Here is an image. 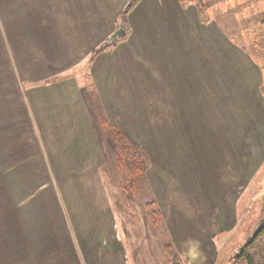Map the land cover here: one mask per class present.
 <instances>
[{
  "label": "crops",
  "instance_id": "1",
  "mask_svg": "<svg viewBox=\"0 0 264 264\" xmlns=\"http://www.w3.org/2000/svg\"><path fill=\"white\" fill-rule=\"evenodd\" d=\"M128 2L0 0V264L115 262L107 213L81 190L44 186L48 173L33 170L34 114L39 145L47 146L49 126H63L67 116L86 126L77 88L62 83L43 94L72 107L54 122L45 118L50 108L35 111L33 89L87 61ZM127 21L130 34L89 68L102 107L121 116L120 126H160L155 138L168 135L170 143L177 133L175 147L185 126L199 134L202 126H264L254 64L213 25H202L191 6L141 0Z\"/></svg>",
  "mask_w": 264,
  "mask_h": 264
},
{
  "label": "rangeland",
  "instance_id": "2",
  "mask_svg": "<svg viewBox=\"0 0 264 264\" xmlns=\"http://www.w3.org/2000/svg\"><path fill=\"white\" fill-rule=\"evenodd\" d=\"M202 2L203 11L188 6L202 25H213L226 44L252 61L264 106V0ZM127 19L126 27L120 19L115 26L124 32L129 29L127 35L91 58L104 41L78 67L34 83V109L50 108L52 113L45 118L52 122L72 107L63 99L48 101L43 94L51 95L62 83L75 84L86 126H76L81 123L77 114L67 116L61 121L63 126H49L47 146L39 145L34 114L33 170L48 173L44 186L63 187L65 192L81 190L86 202L98 204L107 213L113 264H167L162 252L167 241L180 264H230L264 219V126H202L203 134L196 126H185L188 132L181 147H175L177 133L170 143L168 135L155 138L160 126H120L121 116L102 107L89 68L97 55L130 34ZM225 55L229 58V52ZM171 127L166 126L167 130ZM116 131L148 156L134 188L121 189ZM216 153L220 155L214 158ZM151 201L155 203L152 210L161 216L156 226L148 214ZM106 244L108 248V240Z\"/></svg>",
  "mask_w": 264,
  "mask_h": 264
},
{
  "label": "trees",
  "instance_id": "3",
  "mask_svg": "<svg viewBox=\"0 0 264 264\" xmlns=\"http://www.w3.org/2000/svg\"><path fill=\"white\" fill-rule=\"evenodd\" d=\"M141 0H129L126 4L119 18L122 23V27H126V19L128 14L138 5ZM177 2L182 7L188 5L194 6L198 11H203L202 0H177ZM129 29L125 30V35L128 34ZM108 48L105 43L99 46L91 55V58L97 53ZM115 141L118 149V156L116 159L117 168L122 181V188L125 187L134 188L137 177L143 174L148 163V156L146 151L133 144L129 139L120 133L115 132ZM155 203L147 204L148 214L152 217V223L156 226L160 220V214L158 211L152 210ZM158 223V224H157ZM162 252L167 261V264H180V258L174 254L172 247L169 245L168 241L164 242L162 245ZM230 264H264V219L260 222L256 231L250 236L245 244L240 248V250L234 255L230 260Z\"/></svg>",
  "mask_w": 264,
  "mask_h": 264
},
{
  "label": "water",
  "instance_id": "4",
  "mask_svg": "<svg viewBox=\"0 0 264 264\" xmlns=\"http://www.w3.org/2000/svg\"><path fill=\"white\" fill-rule=\"evenodd\" d=\"M125 34L122 28H118L111 36L106 40L105 44L111 45L112 43L118 41L120 37Z\"/></svg>",
  "mask_w": 264,
  "mask_h": 264
}]
</instances>
